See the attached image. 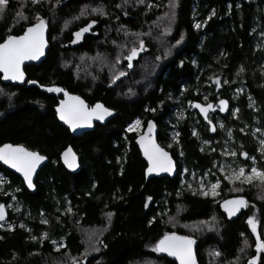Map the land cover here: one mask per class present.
<instances>
[{
    "label": "trees",
    "instance_id": "16d2710c",
    "mask_svg": "<svg viewBox=\"0 0 264 264\" xmlns=\"http://www.w3.org/2000/svg\"><path fill=\"white\" fill-rule=\"evenodd\" d=\"M169 3L9 0L8 10L0 18V42L9 34H22L39 15L50 27L51 48L41 64L25 67L29 81H36V85H7L0 75V146L7 142L23 144L48 156L50 162L37 176L35 193L0 165V172H5L9 180L0 191V203L7 204L14 195L20 206L16 213L9 212L14 228L0 229V264H71L72 257L78 264H178L154 250L156 241L166 232L191 236L198 264H248L252 257L258 258L256 264H264V251L257 253L256 236L247 223L251 216L257 219V234L264 241V190L257 183L230 184L224 177L217 197L202 196L182 185V163L188 167L187 178L192 171L204 176L209 169L212 172L218 154L211 147L203 151L192 134L191 121L177 122L174 115V106H188L196 99L194 89L206 86L210 77L221 78L222 97L231 103L232 90L243 83L247 90L234 101L238 117L227 122L238 141L248 143L250 153L258 156L250 138H244L239 128L252 125L255 116L264 120V0H177L171 20L165 15L171 11ZM88 4L103 6L107 15L72 18ZM213 10L214 15L208 19ZM16 12L27 19L20 20ZM196 16L200 28L194 26ZM67 20L69 26L65 27ZM92 20L96 23L77 40L74 33ZM181 35L184 39L177 45ZM139 39L144 40L145 50L135 65L151 60L158 66L151 83L137 85L140 74L132 70L110 88L117 73L127 68L124 59ZM95 55H99L96 69L86 66L83 70L84 62ZM41 85L82 95L90 105L103 102L117 116L106 125L74 137L56 117L62 96L43 91ZM182 87L187 92L180 98ZM249 95L256 99L259 111L249 106ZM168 118L180 127L178 145L184 152V162L176 178L146 180V162L135 144L138 133L126 128L136 119L144 124L156 121L159 143L176 158V152L168 148ZM204 132L211 138L210 132ZM69 145L83 164L77 174L69 173L60 160L61 152ZM236 188L243 190L238 192ZM233 196L245 197L248 207L237 219L229 220L221 202ZM175 217L181 222L178 227L168 224ZM53 240L64 247L56 249ZM245 244L250 245L246 252L241 251ZM92 246L99 250L92 251Z\"/></svg>",
    "mask_w": 264,
    "mask_h": 264
},
{
    "label": "snow or ice",
    "instance_id": "6c2138e0",
    "mask_svg": "<svg viewBox=\"0 0 264 264\" xmlns=\"http://www.w3.org/2000/svg\"><path fill=\"white\" fill-rule=\"evenodd\" d=\"M33 3H37L38 0H32ZM61 0H56L57 4H60ZM137 4L144 3V0H135ZM129 0H123V4H128ZM9 0H0V18H3L5 13L8 10ZM177 6V0H170L169 7L170 13H166L169 17V20L174 18L175 11L174 9ZM117 7H121V5H117ZM148 7H152L151 4ZM92 12H97L101 16L107 15L103 6L92 8ZM88 14L87 9H81L80 15L85 16ZM127 15V13H124ZM15 15L20 20H26L27 17L24 16L20 12H16ZM211 15H214V10L210 13L208 19H211ZM79 17H74V19H78ZM35 23L27 26L22 34L20 35H7L3 42H0V72L3 73V78L12 81H24V72L21 69V65L26 60H36L41 55H43V51L46 45L45 40V29H46V21L39 15L35 17ZM96 23L95 20L90 21V23L79 29L74 33L76 39H80L82 34L88 32L90 28ZM207 23V20L204 21ZM195 27L200 28L201 24H196ZM124 26H121L123 29ZM121 29H118L121 30ZM165 31H170V28H166ZM139 37L140 34H136ZM264 35V33H262ZM184 39L183 35H181L180 39L176 40V44L179 45L181 41ZM75 43L76 41H72ZM123 47V46H121ZM145 50L144 40L139 39L138 45L133 46L129 49V54L126 59L128 61L127 67L131 69L133 67L132 61L136 58L140 52ZM170 50L165 52V55H169ZM157 60L160 57H156ZM119 58H117L118 62ZM182 63V62H181ZM126 73L124 71H119L118 75L114 77V79H118L119 77L125 76ZM114 82V81H113ZM28 83L36 84V81H28ZM214 83L217 88L220 87V78L216 77ZM224 83H228V81H224ZM41 87H44L41 85ZM47 91L49 92H64V89L59 87H48ZM241 91V89H237V92ZM0 93H3V89H0ZM66 99L61 100L56 107V112L59 116V119L66 122L71 126L72 129H76L79 126H91L93 119L99 121H104L105 117L112 115V110L104 107V105L97 103L93 107L89 108L83 100L78 96L69 95L67 92H64ZM11 95V94H9ZM251 100V98H249ZM207 100V97H205ZM190 106L199 109L200 113L204 115V119L208 120V123L211 124V120L208 119L209 110L213 109V104H201V103H192L189 102ZM228 102L224 99H221L216 107L219 108V111L224 112L227 109ZM252 107V104L249 105ZM151 111H155V109H150ZM238 109H232L233 115L238 112ZM140 120H136L134 122L135 126L140 125ZM153 122H148L147 132L138 137V142L143 150L144 156L148 160V168L147 173L153 172H172L174 164L169 156V153L166 152L162 147H160L155 140L153 139ZM223 128V125H220ZM129 131H133V126H129ZM211 131H215V127L210 129ZM241 132H244V129H240ZM257 133L261 134V137H264V131L260 128H257L253 131L252 135L256 136ZM174 134L173 138L175 139ZM193 135H196L195 131ZM231 130L228 131V136L231 137ZM205 144L209 143L208 141L204 142ZM227 143V141H226ZM260 148L258 151L261 152V160H264V138H260L258 140ZM225 155H230L232 157L237 156L235 151H227L224 153ZM241 156L245 157L247 160L251 161L250 170L246 172V165H238L236 168L232 169L231 166L222 165L221 171L224 170L225 167L230 168V174L225 178L228 179L231 183H239L240 185L248 184L252 185L254 182L257 183V187H260L264 190V169H261L257 166V160L255 156H250L247 152H241ZM45 159L44 156L40 155L38 152L30 151L22 145H13V144H3L0 146V161H3L5 164L10 165L13 169H16L18 172L23 174V178L27 183L29 189L34 188L33 184V173L35 172L37 166L41 161ZM64 163L69 168H74L76 166V157L75 154L72 153L71 148L66 149L63 153ZM187 171V170H185ZM208 175V173H205ZM4 183H7L6 179L0 177V186ZM220 184V180L217 179L215 183H210L208 190H205V186L203 181H201L199 194L202 196H213L215 197L217 193V188ZM190 187V185H189ZM236 191H242V188H236ZM19 191V189H17ZM179 195V193H177ZM7 195V193H5ZM12 199L15 200V196H12ZM151 199V198H149ZM223 206L225 211L229 216L234 215L237 211H239L243 207H248V202L243 196H239L237 198H233L230 200H225L223 202ZM7 207H12V205H7ZM18 210V208L14 209ZM71 211V209H68ZM109 222L112 216V213L107 214ZM6 217V205L0 203V228H4ZM154 219V218H153ZM171 219V218H170ZM153 221L150 220L149 224ZM42 223H47L46 220H42ZM247 223L251 226L252 232L254 234L257 233L256 222L253 217H249ZM9 230L14 228L13 224L7 225ZM21 228H24L25 225L21 224ZM47 236V234H44ZM32 240H37L36 236L31 237ZM54 245L57 244L55 240L52 241ZM246 243V242H245ZM195 244V240L191 236H180L175 232H166L164 233L158 241H156L154 250L159 253H167L169 256H173L179 260L180 264H196L193 253V245ZM256 250L257 253L264 251V241L260 239L259 234L256 235ZM58 247H64L63 243L58 245ZM106 247V245H105ZM99 249L95 246H92V251H98ZM243 251V249H241ZM219 255V253H215ZM72 264H78L77 258L72 257ZM257 257H252L249 260L248 264H256Z\"/></svg>",
    "mask_w": 264,
    "mask_h": 264
},
{
    "label": "rangeland",
    "instance_id": "374dc122",
    "mask_svg": "<svg viewBox=\"0 0 264 264\" xmlns=\"http://www.w3.org/2000/svg\"><path fill=\"white\" fill-rule=\"evenodd\" d=\"M15 1H29V2H32V0H15ZM40 1H43V0H38V2H40ZM37 2V3H38ZM97 5H93V4H88V5H84L83 6V8L82 9H87L88 10V14L87 15H85V16H88V15H91V14H95V13H97V12H92L91 11V9L92 8H97L96 7ZM85 16H81L80 14H79V18H82V17H85ZM197 17V16H196ZM52 18H53V20L54 21H56L57 20V15H56V13L55 12H53L52 13ZM72 18H74V17H72ZM72 20V19H71ZM162 21L163 22H169V21H167V20H164V19H162ZM69 22H70V20H67L66 22H64V26L65 27H67V26H69ZM84 34V33H83ZM82 34V35H83ZM262 34V33H261ZM264 35H262V37H263ZM82 37V36H81ZM262 39V38H261ZM262 42H264V40L262 39ZM141 56V55H140ZM90 58H92V60H90V59H87L85 62H84V65H83V70L86 68V66H92V69H96V63H99V55H95V56H93V57H90ZM138 59V58H137ZM124 60H127L126 59V57H125V59ZM128 64V63H127ZM79 65H80V63H78L77 64V67H79ZM118 65H120L121 66V64H118ZM127 66V65H126ZM262 66H263V68H264V61H263V63H262ZM135 71V73H139L140 75H139V78H138V80H136V82H137V85H139V86H146V84H148V83H151V80H152V78L154 77V75H155V73H156V71L158 70V66L155 64L154 65V63L151 61V60H146V61H144V62H142L141 64H139L138 66H136L135 65V63H134V67L133 68H131V69H129L128 67L124 70V72L126 73V75L125 76H123V77H121V79H120V81H119V83L125 78V77H127L129 74H131L132 72L131 71ZM263 71H264V69H263ZM118 74V73H117ZM120 78V77H119ZM220 78V77H219ZM211 79V80H210ZM216 79V77H210L209 79H208V81H206V82H209V81H211V82H214V80ZM115 80L116 79H113V81L115 82ZM114 82L112 83V84H114ZM220 82H221V78H220ZM118 83V84H119ZM111 84V85H112ZM117 84V85H118ZM228 84V83H227ZM183 88V87H182ZM237 89H241V91H239V92H237ZM242 90H244V91H246L247 89H246V87L244 86V84L242 83V84H239L238 86H237V88H235L234 90H232V93H234L235 95H234V98H238V96H239V94L241 95V94H243L242 93ZM247 93V92H246ZM250 97H248V100H249V102L252 104V106H254V111H256V110H258L257 108H259V107H256V104H257V102H256V99H253V96H251V95H249ZM249 98H251V100L249 99ZM179 102V101H178ZM256 103V104H255ZM258 105V104H257ZM174 108H175V106H174ZM178 108L180 109L181 108V106L179 105L178 106ZM235 109H237V108H235ZM178 109H175L174 110V115H176V114H179V112L177 111ZM259 111V110H258ZM257 112V111H256ZM177 117V116H176ZM136 120H140V125L139 126H135V124H134V122L136 121ZM135 121H133L130 125H128L127 126V131L128 132H137L138 134H140V133H142V131H143V128H144V123H143V121L141 120V119H136ZM129 126H133V128H134V130L133 131H129L128 130V128H129ZM257 128H260L262 131H264V120H263V118H261V117H259V116H255V118L253 119V124L252 125H249V124H246L244 127H241L240 129H244V132H242L244 135H245V137L244 138H246V139H249L250 138V140L252 141V144H253V146L255 147V154H258V157H256V155H254L255 157H256V160H257V166L259 167V168H264V160H261V152L260 151H258V149L260 148V145H259V143H258V140L260 139V138H264V137H261V134L260 133H257L256 134V136H253L252 135V133H253V131L255 130V129H257ZM239 129V130H240ZM229 130H231V132H232V135H231V137H229L228 136V131ZM241 132V131H240ZM220 140H221V142H225V145L224 146H220V145H218L217 143L218 142H220ZM209 143H207V144H211V141H209V140H207ZM214 141V140H213ZM226 141H227V143H226ZM215 143L217 144V146H219V147H216L215 149H212V152H214V151H216L217 152V154H218V157H217V159H215L214 160V167H213V169H218L222 174H224V176L226 177V176H228L229 174H230V168L229 167H225L224 168V170L223 171H221V166L222 165H227V166H231V168L232 169H234V168H236L238 165H246V163H242V164H238V162L236 161V163H234L233 161L234 160H236V156L235 157H232V156H230V155H225L224 153L225 152H227V151H234V149H232V145L233 146H238L239 147V149H237L236 151L237 152H243V150H244V148H247V153L250 155V156H252L254 153H250V151L248 150L249 149V145H248V143H247V145H244L243 143H237V141H236V139H235V135H234V130L232 129V128H230V127H228L227 128V132H226V134H225V137H222V138H219V139H216L215 140ZM207 144H205V145H207ZM244 159L245 160H247L245 157H244ZM247 162L249 163L248 164V166H249V170H250V167H251V161L249 160H247ZM247 168V167H246ZM185 170H187L186 168L183 170V172H182V175L184 176V174H186V172L187 171H185ZM1 174V173H0ZM0 176H3V177H7L8 178V176H6V175H4V174H1ZM192 176H195V174H192ZM209 176L208 175H204V176H198L197 178H196V185L194 186V188H195V192H198L199 193V189H200V184H201V181H203V183H204V186H205V190H208V188H209V186H210V183H215V182H212V181H209ZM230 184H235V183H231L228 179H226ZM185 182V184H186V186H187V188H188V181L186 180V181H184ZM209 182V183H208ZM254 183H258V182H254ZM9 184V183H8ZM248 185V184H247ZM15 191L16 190V187H14L13 189H12V191ZM217 193H219V189L217 188ZM209 196H211V195H209ZM218 196V194L215 196V197H217ZM213 197V196H212ZM14 200L13 199H11V205H12V210H13V212H17L18 210H14V209H16V208H20V206H19V204L16 202L17 200H15L14 202H13ZM21 211V210H20ZM20 211H19V213H20ZM18 214V213H17ZM252 217V216H251ZM254 218V217H253ZM254 220H255V222H256V226H257V231H258V221H257V219H255L254 218ZM11 224V223H10ZM168 224L170 225V226H172V227H178V226H180L181 225V222L178 220V217H175V219L174 220H172V221H170V222H168ZM7 225L8 224H6V227H7ZM250 228H251V226H250ZM257 235V233L255 234V236ZM58 243L56 244V249H59V248H61V247H58ZM255 245H256V241H255ZM250 248V245L249 244H245L244 245V247H243V251L244 252H246V250H248ZM255 249H256V246H255ZM257 261H258V258H257ZM256 261V262H257ZM238 262V261H237ZM237 262H234L233 264H237ZM72 264V263H71Z\"/></svg>",
    "mask_w": 264,
    "mask_h": 264
},
{
    "label": "flooded vegetation",
    "instance_id": "af4514ba",
    "mask_svg": "<svg viewBox=\"0 0 264 264\" xmlns=\"http://www.w3.org/2000/svg\"><path fill=\"white\" fill-rule=\"evenodd\" d=\"M206 83H207L206 86L203 85V87H201V89L200 88L197 89V87L194 89V96L196 97V99L194 101H192V103H201L202 105L207 104V103L213 104L214 110L210 109L209 113H208V119L211 120V122H212L211 124L208 123V120L204 119V115L200 113L199 109H196L195 107L190 106V103L188 106H185L184 104L180 103L179 104L181 106L180 109L178 108L179 105L175 106V108H174V110L178 109L177 111L179 112V114L175 115V118L178 119L177 122H180L182 120L183 121L184 120H190L191 121V123H192V126H191L192 134L195 131L196 135H193V136L198 138V140L201 143V147H202L201 149L203 151L206 150L208 147H211V149H215L216 147H219L215 143V140L222 138V137H225V134L227 132V128L228 127L231 128V126L228 125L227 119H229V121H230L232 118L238 117V112H236L235 115H233V113H232V109L236 108L235 104H234V101H235L234 95L235 94L231 92V99L233 100L231 103L228 99L222 97V91H223L222 85H220V87L217 88L214 82L213 83L210 82V85H208L209 82H206ZM186 92H187V88H185L184 90H181L180 95H179L180 98ZM184 96L185 95H183V97ZM205 97H207V100H205ZM221 99H226L229 102V110H228L226 116H223L221 114V111H219V108L216 107V105L219 103V101ZM179 101H180V99H179ZM172 114H173V112H172ZM181 115H183V117ZM168 121H169V125H170L168 128V131H169L168 148L170 150L172 149L173 151L176 152L177 157L176 158L174 157V158L177 161L178 169H179V165L182 163L183 158H184V152L182 150V147L180 145H178L180 143V140H181V138H180L181 137V130H180L179 125L176 124L175 122H173V120H171V118H168ZM147 123L144 124L143 131H144ZM156 124H157V122H156ZM221 124L223 125V128L220 127ZM157 126H158V124H157ZM212 127H215V131L210 130ZM158 129L160 130L159 126H158ZM159 130H158V134H159ZM204 130H207L208 132L211 133V138L205 136ZM177 132L179 133V136L177 137V135H176L175 139H174L173 136ZM239 133L243 134L242 132H240V130H239ZM234 135H235V132H234ZM157 139H158V136H157ZM235 139H236L237 143L240 144V142L238 141L236 136H235ZM207 140L211 141V144L205 145L204 142ZM220 143H221V140H220ZM223 144H225V142H223ZM232 149H234V151L237 153L236 160H234L233 162L236 163V161H237L238 164L246 163V167H247L246 172H247L248 167H249L248 166L249 163L247 162V160L244 159L243 156L240 155V152L236 151L237 149H239V147L232 145ZM243 152H247V148H244ZM252 156H254V154ZM185 168L187 169V172H188V167L186 166L185 163H182V168H181V173H180L181 184L182 185L185 184L184 181L187 180L188 181V188L193 189L195 191L194 186L196 185V178L198 176H202V175L198 174V173L196 174L195 171H192L190 173V176L187 178L186 177L187 172H186V174H184V176L182 175V172ZM209 172H210V169L206 172V173H208V176H209L208 179H210L209 181L215 182L217 179L220 180V184L218 186V189H219L218 195H220L221 183H222L221 180H222V177L225 178V176L217 168L216 169L212 168V172L211 173H209ZM192 174H195V176H192ZM213 176L216 178L215 180H211V177H213ZM189 185H190V187H189ZM210 197H212V196H210ZM233 197H235V196H233ZM9 215H10V213H9Z\"/></svg>",
    "mask_w": 264,
    "mask_h": 264
},
{
    "label": "water",
    "instance_id": "95a60500",
    "mask_svg": "<svg viewBox=\"0 0 264 264\" xmlns=\"http://www.w3.org/2000/svg\"><path fill=\"white\" fill-rule=\"evenodd\" d=\"M49 32H50V27H49V25L46 23V29H45V40H46V45H45V48H44V51H43V55H41V56H40L38 59H36V60H26V61H24L23 64L21 65V69H22V71L24 72V77H25V78H24V81L21 82V81H12V80L4 79V78H3V73L0 72V75H1V81H2L4 84H7V85H14V86H17V85H19V86H24V85H27V86H33V85H36V84L28 83L29 79H28V75H27V73H26L25 67H26V66H30V65H39V64H41V63L45 60V58H46V56H47V53L49 52V50H50V48H51V43H50V41H49ZM140 55H141V53H139V55H138L136 58H134V60L132 61V63H133V67H134V62H135V60H136L137 58H139ZM133 67H132V68H133ZM120 79H121V77L118 78V79H116L115 82H114V84L110 85L109 87H110V88L115 87V86L119 83ZM47 88H48L47 86L41 87V89H42L43 91H45V92H48V93H51V94H58V95H61L62 98L60 99V101L66 99L64 92H67L69 95L80 97V99L83 100L84 103H85L89 108L93 107V106H94L95 104H97V103H100V104L104 105V107H106V108L112 110V115L105 117V120H104V121H99V120H96V119L94 118L93 121H92L91 126H79V127H77L76 129H72L70 125H68L66 122L60 120V119H59V116H58V114H57V112H56V117H57L58 121L60 122V124H62L65 128H67V129L71 132V134H72L74 137L82 136V135L85 134V133H88V132L93 131L97 125H106L110 120H112L113 118H115V117L117 116V112H116L114 109H112V108L106 106L103 102H96L95 104L90 105L82 95H79V94H77V93H72V92H70V91H68V90H64V92H49V91H47ZM224 100H226V99H224ZM60 101H59V102H60ZM226 101H227V100H226ZM227 102H228V101H227ZM228 110H229V102H228L227 109H226L224 112H221V114H222L223 116H226ZM150 121L153 122V125H154V127H153V133H152L153 139L155 140V142H156L160 147H162L166 152L169 153V156L171 157V159H172V161H173L174 167H173L172 172H170V173H169V172H153V173H147V168H148V166H149V164H148V160H147V158L144 156V154H143V150H142V148H141V146H140V144H139V142H138V137L144 135V134L147 132V128H148V123H147V125H146L144 131H143L142 133L138 134L137 137H136V139H135V144H136V146L138 147V149L140 150L143 160H144V161L146 162V164H147V165H146V169H145V177H146V180H151V179H153V178L161 179V178H164V177H169V178H172V179H173V178H176V177L178 176V173H179V169H178L177 161H176V159L173 157L172 153H171L169 150H167L166 148H164L163 146H161V145L159 144L158 139H157V136H158V130H159V129H158V126H157V124H156V122H155L154 120H150ZM148 122H149V121H148ZM4 144H6V143H4ZM7 144L22 145V146H24L25 148H27L28 150H30V151H34V152H38L40 155H42V156L45 157V159H44L43 161L40 162V164L37 166L35 172L33 173V184H34L35 187L32 188V189H29V188H28L27 183H26V181L24 180V178H23V174H22V173L18 172L16 169H13L10 165L5 164L3 161H0V165H1V166H3L5 169L11 171L12 173L16 174L19 178H21V180H23V182L25 183V186H26V188L28 189L29 192H31V193H35V192L37 191V186H36V179H37V176H38L39 172H40V171H41V170H42V169H43V168H44V167L50 162V158H49L48 156L44 155V154H41L39 151H35V150H32V149L28 148L27 146H25V145H23V144H14V143H11V142H7ZM2 145H3V144H2ZM2 145H1V146H2ZM69 148H71L72 153H74V154H75V157H76V166H75L74 168H69V167L64 163L63 153L65 152L66 149H69ZM60 160H61V163L63 164V166L65 167V169H66L69 173H71V174H77V173H79V172L82 170V168H83V164H82V162H81V158H80L79 154L76 152L75 148H74L72 145H69L67 148H65V149L61 152V154H60ZM237 197H239V196L230 197V198H227V199H225V200H230V199L237 198ZM244 198H245V197H244ZM245 199H246V198H245ZM225 200H223V201L221 202V209H222V212L227 216V218H228L229 220H235V219H237V218H238L239 216H241V215L243 214V212L247 209V207H243V208H241L239 211H237L234 215L229 216L228 213L225 211V208H224V206H223V202H224ZM246 200H247V199H246ZM247 202H248V201H247ZM3 204H4V203H3ZM8 217H9V212H8V210H7V208H6V217H5V220H7ZM177 235L185 236V235H181V234H177ZM193 253H194V259H195V262H196V264H198V253H197V247H196L195 244L193 245ZM161 254L165 255L166 257H168V258H170L171 260H174V261H176L178 264H180L179 260L176 259L175 257H173V256H169L167 253H161Z\"/></svg>",
    "mask_w": 264,
    "mask_h": 264
},
{
    "label": "built area",
    "instance_id": "2783aa9c",
    "mask_svg": "<svg viewBox=\"0 0 264 264\" xmlns=\"http://www.w3.org/2000/svg\"><path fill=\"white\" fill-rule=\"evenodd\" d=\"M196 24H198V22H197V17L195 18V20H194V26L196 25ZM197 28V27H196ZM210 82L211 81H209V83H208V85H210ZM211 83H213V82H211ZM205 84H207L206 82H205ZM185 89V87H183L182 88V90H184ZM245 91L244 90H242V93H244ZM240 95V94H239ZM236 99V98H235ZM180 102V101H179ZM238 110H239V108L238 107H236ZM182 117H183V115H181ZM177 134V137L179 136V133L177 132L176 133ZM248 170H249V167H248ZM1 174H4V175H6V176H8L5 172H0ZM0 174V175H1ZM0 177H3V176H0ZM3 178H5L6 179V181L8 180V178L7 177H3ZM8 184V182L7 183H4L2 186H1V188H0V191H3L4 190V187L6 186ZM7 194H9V191H7L6 192ZM11 199H12V197H11ZM11 200L7 203V204H5L6 205V208H7V210H8V212H10L11 211V207H7V205H11ZM4 224H5V226H4V228H0V229H8V227H6V224H9V223H11L12 224V222H11V214L9 215V217H8V219L7 220H5V222H3Z\"/></svg>",
    "mask_w": 264,
    "mask_h": 264
},
{
    "label": "bare ground",
    "instance_id": "6f19581e",
    "mask_svg": "<svg viewBox=\"0 0 264 264\" xmlns=\"http://www.w3.org/2000/svg\"><path fill=\"white\" fill-rule=\"evenodd\" d=\"M218 145H220V146H224L225 144H223V142H218L217 143ZM261 169H264V168H261ZM9 181V180H8ZM23 181V180H22ZM24 185H25V183H24ZM26 187V186H25ZM28 190V189H27ZM11 212H13V210H12V208H11ZM13 213H15V212H13ZM13 224V223H12Z\"/></svg>",
    "mask_w": 264,
    "mask_h": 264
}]
</instances>
